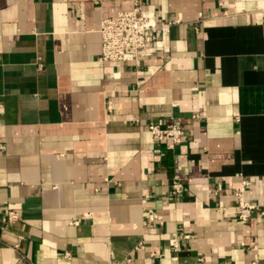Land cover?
<instances>
[{"label": "crops", "instance_id": "1", "mask_svg": "<svg viewBox=\"0 0 264 264\" xmlns=\"http://www.w3.org/2000/svg\"><path fill=\"white\" fill-rule=\"evenodd\" d=\"M135 4L169 58L100 61ZM177 120L175 148L148 128ZM245 181L264 204V0H0V264H264Z\"/></svg>", "mask_w": 264, "mask_h": 264}, {"label": "built area", "instance_id": "2", "mask_svg": "<svg viewBox=\"0 0 264 264\" xmlns=\"http://www.w3.org/2000/svg\"><path fill=\"white\" fill-rule=\"evenodd\" d=\"M176 20L167 22H158L157 14L153 10H146L139 4H135L131 10L119 12L115 16L104 18L101 23L100 34L102 38V51L100 61L106 63H129L140 67L143 62L158 58H169L170 47L167 44V36L170 34L171 26ZM161 66H157L160 69ZM156 70L150 69L151 73ZM153 137L159 141H168L169 147L175 148L180 145L185 136V129L181 121H173L165 127L151 122L148 125ZM219 189L223 184H219ZM183 182L181 178L176 177L171 192L174 195H180L183 192ZM247 182L235 192L238 206L237 217L243 222H249L257 212L264 214V204L248 201L245 197ZM20 213L15 210L3 212L0 206V218L5 224H11L20 219ZM149 223L159 221L164 223L163 217L152 212L147 216ZM77 220L74 223H78ZM181 235L175 237L173 245L178 247V240ZM182 237L188 238L185 234ZM145 245L140 244L139 249ZM203 258H200L202 261ZM21 264H29L23 260Z\"/></svg>", "mask_w": 264, "mask_h": 264}]
</instances>
